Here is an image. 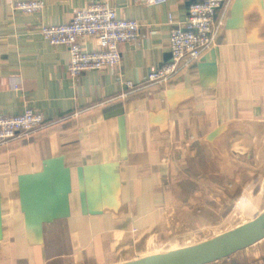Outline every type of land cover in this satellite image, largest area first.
<instances>
[{
    "label": "crops",
    "instance_id": "0c3cea01",
    "mask_svg": "<svg viewBox=\"0 0 264 264\" xmlns=\"http://www.w3.org/2000/svg\"><path fill=\"white\" fill-rule=\"evenodd\" d=\"M14 1L0 0V115L31 107L44 127L0 151V264H119L264 213V0H228L200 59L124 98L170 59L195 0H110L140 35L118 65L76 78L39 27L102 0H43L36 14ZM206 264H264V238Z\"/></svg>",
    "mask_w": 264,
    "mask_h": 264
},
{
    "label": "built area",
    "instance_id": "2783aa9c",
    "mask_svg": "<svg viewBox=\"0 0 264 264\" xmlns=\"http://www.w3.org/2000/svg\"><path fill=\"white\" fill-rule=\"evenodd\" d=\"M144 4H163L167 0H142ZM110 0L90 3L77 9L66 23H42L39 33L51 45H64L69 51V75L78 77L86 71L103 66H116L122 60L120 46L130 43L140 35L142 25L135 19L121 18ZM43 0H16L13 10L36 14L43 10ZM228 7V0H195L188 8L185 21L170 31V59L153 66L139 83L126 81L128 88L120 97L145 88L167 85L181 72L196 62L205 50L214 44L223 19L216 20L221 8ZM93 39L88 49L86 38ZM44 127L41 112L25 107L16 115H0V150L11 146L20 138L37 134Z\"/></svg>",
    "mask_w": 264,
    "mask_h": 264
},
{
    "label": "water",
    "instance_id": "95a60500",
    "mask_svg": "<svg viewBox=\"0 0 264 264\" xmlns=\"http://www.w3.org/2000/svg\"><path fill=\"white\" fill-rule=\"evenodd\" d=\"M263 238L264 213L207 241L119 264H206L227 257Z\"/></svg>",
    "mask_w": 264,
    "mask_h": 264
},
{
    "label": "rangeland",
    "instance_id": "374dc122",
    "mask_svg": "<svg viewBox=\"0 0 264 264\" xmlns=\"http://www.w3.org/2000/svg\"><path fill=\"white\" fill-rule=\"evenodd\" d=\"M5 149V148H4ZM1 150H3V149H1ZM0 150V151H1ZM226 227H228V226H226ZM229 228V227H228ZM222 230V229H221ZM219 232V233H218ZM220 232L221 231H219L218 229H215V230H211V231H209V232H207L208 233V236H214L216 233H218V234H220ZM222 233V232H221ZM196 238V237H195ZM200 239V238H199ZM195 240V239H194ZM191 241H192V239H191ZM180 243H182L183 241L181 240V241H179Z\"/></svg>",
    "mask_w": 264,
    "mask_h": 264
},
{
    "label": "bare ground",
    "instance_id": "6f19581e",
    "mask_svg": "<svg viewBox=\"0 0 264 264\" xmlns=\"http://www.w3.org/2000/svg\"><path fill=\"white\" fill-rule=\"evenodd\" d=\"M223 152V151H222ZM258 214V213H257Z\"/></svg>",
    "mask_w": 264,
    "mask_h": 264
}]
</instances>
